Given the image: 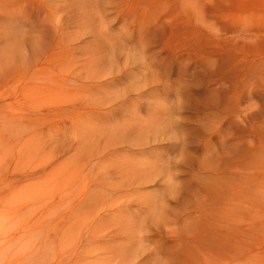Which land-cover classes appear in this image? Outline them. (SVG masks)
<instances>
[{"label": "rangeland", "instance_id": "1", "mask_svg": "<svg viewBox=\"0 0 264 264\" xmlns=\"http://www.w3.org/2000/svg\"><path fill=\"white\" fill-rule=\"evenodd\" d=\"M93 1L54 0L66 13L89 14L93 28L103 29L98 44L88 34L80 36L79 47L96 49L95 69L117 77L106 92L127 96L131 108L111 125L131 118L150 130L149 145L129 152L148 174L137 193L130 192L125 211L142 237L131 242L135 254L102 255L96 264H264V0ZM1 2L4 52L6 41L42 23L46 10L41 0ZM2 74V114L29 109L22 81L3 82ZM36 102L43 106V99ZM52 102L58 101L44 103ZM48 118L59 122L51 113ZM3 151L0 170L8 167L12 178L19 145H9L5 158ZM52 197L45 192L24 204L0 205V264L13 257L52 264L49 249L39 256L37 233L18 231L23 219L33 226ZM22 209L27 216L21 217ZM118 242L129 250L121 246L123 235Z\"/></svg>", "mask_w": 264, "mask_h": 264}, {"label": "bare ground", "instance_id": "2", "mask_svg": "<svg viewBox=\"0 0 264 264\" xmlns=\"http://www.w3.org/2000/svg\"><path fill=\"white\" fill-rule=\"evenodd\" d=\"M41 1L46 10L42 23H29L25 36L10 37L7 48L0 51V70L5 72L3 82L19 78L25 99H31L29 109L25 108L28 112L6 115L0 110L3 158L9 145L20 148L18 163L10 172L12 178L8 167L1 169L0 205L24 204L45 192L53 195L39 209L33 226L28 227L23 219L18 227L20 236L27 228L39 235V256L49 249L53 256L49 258L47 253L46 258L52 264H96L102 255L133 254L131 242L136 237L140 239L142 233L132 229L125 215L126 204L130 192L137 193L148 174L129 152L149 145L150 130L145 131L137 122L133 124L131 118L126 123L111 125L114 120L117 122L118 113L125 114L131 108L127 96H111L106 92L117 77L109 79L107 74L95 69L96 49L87 45L79 47L80 36L91 34L95 38L93 42L100 41L104 37L103 29L95 30L92 17L79 9L66 13L54 0ZM8 2L11 4L12 0ZM94 2L99 6L108 1ZM1 3L0 9L4 4ZM72 27L76 29L73 32ZM102 90L104 94L100 96ZM40 99L43 106L36 102ZM50 100L58 102L44 103ZM105 107L109 109L104 110ZM49 113L59 118V122H52ZM38 120L46 122V127ZM103 123L108 125L104 127ZM28 180L36 182L17 189ZM25 216L22 209L21 217ZM122 235L125 242L121 246L127 245L129 250L117 247ZM114 260L119 259L116 256ZM9 264L22 263L13 257Z\"/></svg>", "mask_w": 264, "mask_h": 264}]
</instances>
